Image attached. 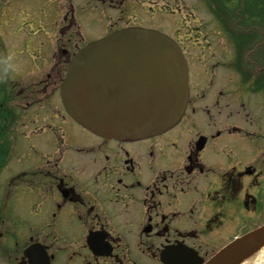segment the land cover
I'll list each match as a JSON object with an SVG mask.
<instances>
[{"label": "flooded vegetation", "instance_id": "flooded-vegetation-1", "mask_svg": "<svg viewBox=\"0 0 264 264\" xmlns=\"http://www.w3.org/2000/svg\"><path fill=\"white\" fill-rule=\"evenodd\" d=\"M45 1L54 23L35 0H0V264L207 261L242 210L264 212V95L237 51L264 38V0ZM133 27L180 45L190 106L169 132L105 140L60 85L87 41Z\"/></svg>", "mask_w": 264, "mask_h": 264}, {"label": "water", "instance_id": "water-1", "mask_svg": "<svg viewBox=\"0 0 264 264\" xmlns=\"http://www.w3.org/2000/svg\"><path fill=\"white\" fill-rule=\"evenodd\" d=\"M186 64L176 44L151 31H123L82 49L62 85L66 111L86 130L115 139L166 128L185 108ZM264 250V227L228 246L222 259Z\"/></svg>", "mask_w": 264, "mask_h": 264}, {"label": "rangeland", "instance_id": "rangeland-1", "mask_svg": "<svg viewBox=\"0 0 264 264\" xmlns=\"http://www.w3.org/2000/svg\"><path fill=\"white\" fill-rule=\"evenodd\" d=\"M26 1H29V0H26ZM35 7H36V10H37V13H38V17L41 16V17H46L47 18V22H50L51 23H54L55 22V19H50L49 15L47 17V14L49 12H51L52 10H57V6L55 4H48L45 0H35ZM255 39H257V36H254V37H251L250 38V47H253L254 46V41ZM253 59V57H252ZM254 70H256L255 68L254 69H249V72H246V73H251L253 72ZM243 75L241 76V79H243ZM253 94L252 91H247L246 95L245 96H240L239 97V94L236 93L235 96L237 98V100L241 99L242 102H246L249 100V97L250 95ZM31 99H29L30 101ZM247 103V102H246ZM249 109H252V105L251 103H249V106H248ZM218 112L216 110L213 111V114L215 115H218L217 114ZM237 120V119H236ZM239 121V120H238ZM248 212V211H247ZM242 213V212H241ZM239 213V214H241ZM244 215H247L249 217L252 218V221H250L249 223H251V228H254L256 227V225H259L261 223L264 222V212H262L261 214L259 212H257L256 214H252V213H246ZM245 224H240V228L244 227Z\"/></svg>", "mask_w": 264, "mask_h": 264}, {"label": "bare ground", "instance_id": "bare-ground-1", "mask_svg": "<svg viewBox=\"0 0 264 264\" xmlns=\"http://www.w3.org/2000/svg\"><path fill=\"white\" fill-rule=\"evenodd\" d=\"M245 264H264V250L258 254V257L251 259L250 261H248V263Z\"/></svg>", "mask_w": 264, "mask_h": 264}]
</instances>
